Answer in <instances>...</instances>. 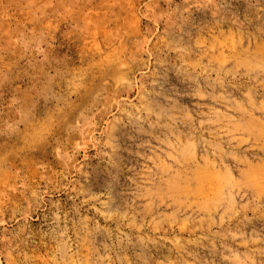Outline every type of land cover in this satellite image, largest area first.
<instances>
[{"label": "rangeland", "instance_id": "rangeland-1", "mask_svg": "<svg viewBox=\"0 0 264 264\" xmlns=\"http://www.w3.org/2000/svg\"><path fill=\"white\" fill-rule=\"evenodd\" d=\"M0 264H264V0H0Z\"/></svg>", "mask_w": 264, "mask_h": 264}]
</instances>
